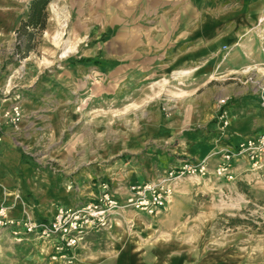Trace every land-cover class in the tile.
Masks as SVG:
<instances>
[{
    "label": "rangeland",
    "instance_id": "obj_1",
    "mask_svg": "<svg viewBox=\"0 0 264 264\" xmlns=\"http://www.w3.org/2000/svg\"><path fill=\"white\" fill-rule=\"evenodd\" d=\"M153 8L173 9V0H52L46 28L23 58L14 50V25L0 32V101L11 102L1 121L12 104L21 109L16 125L6 123L10 140L0 141L18 160L6 166L18 186L4 185V193L45 212L84 199L93 183L121 191L132 174L145 178L168 169L158 167V155L173 159V122L177 140L202 134L209 125L192 120L195 109L234 98L229 94L249 75L264 82L260 67L220 77L217 66L201 73L197 65L168 64L172 43L154 31H172L173 17L140 16ZM257 28L264 42V15ZM141 31L150 32L145 51ZM219 158L208 156L211 170ZM247 167L232 182L181 178L166 215L125 211L73 248L71 263L51 259L44 241L15 243L4 233L0 264H264V168L256 177ZM45 187L69 194L68 201L57 195L42 202Z\"/></svg>",
    "mask_w": 264,
    "mask_h": 264
},
{
    "label": "crops",
    "instance_id": "obj_2",
    "mask_svg": "<svg viewBox=\"0 0 264 264\" xmlns=\"http://www.w3.org/2000/svg\"><path fill=\"white\" fill-rule=\"evenodd\" d=\"M23 1L0 0V32L9 30L12 25L17 29L18 26L16 25H19L22 20L27 18L29 4L27 3L26 7H23L21 6ZM200 1L201 3L203 2L201 9H193L191 5L193 0H173V9L160 10L153 8L151 11L146 9L140 14V16L145 17H173L172 31L169 30L167 32V30H162L158 26L154 31L160 33L159 40L165 37V40L172 43L171 48L173 51L168 59V64L173 66L180 64L197 65L195 69H198L201 73H208L205 71L210 72L212 68L217 66V70L220 69L224 73L220 77H226L225 75L229 74L225 73L241 70L245 66L253 69L254 67H260L264 71V53L261 47L264 42L259 38V31H257V25L261 22V18L264 15L263 0H235L234 2L233 0H229L227 3H224L222 0ZM163 32L167 34H163ZM149 34L150 32L148 35L143 36L142 31L139 32V39L143 41V43L141 41L143 51L146 50ZM200 75L204 76L206 74ZM206 78L208 77L202 79L206 80ZM239 82L236 95L229 94L234 95V98H229L225 107L229 119L228 128L221 130L218 122L215 120L219 107L216 103L203 107V110L201 108L195 109L192 120L196 123L209 126L205 127V131L202 134H194L193 132L189 133L184 140H177V124L173 122V159H169V155H158L159 168L164 169L177 166L186 159H204L217 152L220 148L235 147L244 138L264 132V105L261 103L260 95L241 79ZM229 83V85H236L238 82ZM10 103V101H0L2 140H10V137L7 135L12 132V127L1 121L2 111ZM4 142L6 145V141ZM3 146L0 144V203H3L10 209L9 214L13 218L23 219L27 216L26 214H29L33 219L51 217L56 207L52 206L44 212L42 207L29 203L27 209L23 205L22 199L17 197L14 192L4 193V185L18 186L16 182L18 175H14L12 171L8 174L6 170L7 161L13 165H17L18 160L16 155L10 154ZM178 155H187V157L191 158H184V156L178 158ZM242 162L243 164L240 165ZM234 164L237 166L238 171H240L241 166L248 165L244 158L235 160ZM23 166V168L28 169L27 165ZM156 175L153 174L144 178L140 174H132L130 176L131 181H126L121 186V191L119 189L111 191L119 196H123L128 183L143 181ZM177 186H179V182L176 184ZM42 190L45 193L44 198L42 197L43 199H41L42 202L55 199L57 195H62V199L67 200V196L69 195L65 192L62 193L61 190H57L55 193L46 187ZM98 190L99 187L97 188L95 183H93V186L90 187L84 196H91L97 193ZM50 194H53L54 197L49 198ZM71 204L73 203L66 202L59 205ZM172 207L173 198L167 204L166 213L164 212L162 215H166ZM146 217L153 218L151 216ZM72 250H70V253Z\"/></svg>",
    "mask_w": 264,
    "mask_h": 264
},
{
    "label": "built area",
    "instance_id": "obj_3",
    "mask_svg": "<svg viewBox=\"0 0 264 264\" xmlns=\"http://www.w3.org/2000/svg\"><path fill=\"white\" fill-rule=\"evenodd\" d=\"M262 51L264 53V46ZM245 82L250 83L251 88L260 95L264 105V82L253 79L251 75L245 78ZM228 100L229 97H223L218 101L216 118L221 130L229 126L225 110ZM3 117L6 123L16 125L21 118L20 107L12 104ZM2 134L0 128V139ZM217 153H220V158L212 170L207 162L208 157L186 159L153 178L128 183L123 196L112 192L106 182H101L97 193L71 205H56L53 215L48 218L33 219L29 215L23 219L13 218L8 215L7 206L0 203V236L6 233L15 243L32 239L44 241L51 249V259H65L71 263V249L81 245L88 235L106 229L125 211L151 217L163 214L174 194L175 184L185 176L203 178L213 175L217 180L232 182L239 175L234 164L239 158L247 162V171L256 177L260 175L264 168V132L244 138L235 147L220 148Z\"/></svg>",
    "mask_w": 264,
    "mask_h": 264
},
{
    "label": "trees",
    "instance_id": "obj_4",
    "mask_svg": "<svg viewBox=\"0 0 264 264\" xmlns=\"http://www.w3.org/2000/svg\"><path fill=\"white\" fill-rule=\"evenodd\" d=\"M27 18L21 21L16 30L15 52L19 57H26L33 49V39L36 33L46 28L48 12L47 6L52 0H28ZM235 221H240L239 219Z\"/></svg>",
    "mask_w": 264,
    "mask_h": 264
},
{
    "label": "bare ground",
    "instance_id": "obj_5",
    "mask_svg": "<svg viewBox=\"0 0 264 264\" xmlns=\"http://www.w3.org/2000/svg\"><path fill=\"white\" fill-rule=\"evenodd\" d=\"M1 140H2V138L0 139V141H1ZM7 208H8V207H7ZM9 210H10V209L8 208V215L10 216V214H9Z\"/></svg>",
    "mask_w": 264,
    "mask_h": 264
}]
</instances>
